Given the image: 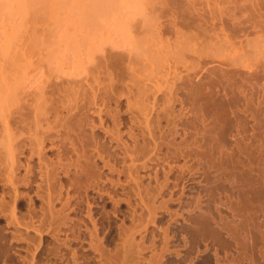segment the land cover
I'll return each mask as SVG.
<instances>
[{"label":"rangeland","instance_id":"rangeland-1","mask_svg":"<svg viewBox=\"0 0 264 264\" xmlns=\"http://www.w3.org/2000/svg\"><path fill=\"white\" fill-rule=\"evenodd\" d=\"M255 1L0 0V264H264Z\"/></svg>","mask_w":264,"mask_h":264},{"label":"bare ground","instance_id":"bare-ground-1","mask_svg":"<svg viewBox=\"0 0 264 264\" xmlns=\"http://www.w3.org/2000/svg\"><path fill=\"white\" fill-rule=\"evenodd\" d=\"M104 1H105V0H104ZM255 2H256L255 0H248V6H249V5H250L249 7L254 6L253 4H255ZM103 3H104V2H103ZM105 3H108V2L106 1ZM112 3H113V1H112ZM114 3L116 4V2H114ZM114 3H113V4H114ZM226 3H229V1H226ZM117 5H118V4H117ZM113 6H114V5H113ZM97 7H98V6H97ZM101 7H102V6H101ZM108 7H109V6H108ZM249 7H248V8H249ZM101 9H102V8H101ZM101 9H100V10H101ZM104 9H105V8H104ZM104 9H103V10H104ZM227 9H228V8H227ZM248 10H249V9H248ZM92 13H93V12H92ZM98 13H99V12H98ZM92 15H93V14H92ZM94 16H95V15H94ZM94 18H95V17H94ZM94 18H93V19H94ZM222 27H224V26L222 25ZM259 27H260V29L263 28V26H261V25H260ZM254 28H256V26H255ZM223 30H224V29H223ZM258 36H259V35H258ZM260 36H261V35H260ZM210 38H211V37H210ZM216 38H217V37H216ZM219 38H220V37H219ZM214 39H215V38H214ZM218 44H219V43H218ZM222 50H223V49H222ZM220 53H221V52H220ZM221 54H222V53H221ZM12 84H13V83H12ZM12 84H9V83H8V85H10V86H11ZM4 86H5V84H4ZM12 87H13V85H12ZM1 89H2V88H1ZM4 89H5V87H4ZM11 89H12V88H11ZM14 90H16V89H14ZM14 90H13V91H14ZM5 93H6V92H5ZM11 93H12V92H11ZM14 93H15V91L13 92V94L11 95V97H10L9 95H8V96L10 97V99H12V97H13L14 100H16L15 97H14V96H16V95H15ZM13 95H14V96H13ZM17 95H18V94H17ZM7 98H8V97H7ZM16 98H17V96H16ZM5 99H6V98H5ZM10 99H9V100H10ZM6 100H8V99H6ZM6 100H5V101H6ZM14 100H12V101H14ZM10 101H11V100H10ZM7 102H8V101H7ZM13 103H14V102H13ZM10 104H11V103H10ZM10 104H9V105H10ZM41 108H43V105L41 106ZM41 108H40V110L43 111V109H41ZM5 109H6V108H5ZM44 109H45V108H44ZM3 110H4V109H3ZM3 110H1V111H3ZM8 111H9V110H8ZM3 112H4V111H3ZM40 113H41V112H40ZM8 114H9V112H8ZM1 115H2V114H1ZM1 115H0V116H1ZM6 115H7V114H6ZM4 119H5V118H4ZM6 129H8V126H7V125H6ZM6 131H8V130H6ZM9 133H10V132H9ZM7 134H8V132H7ZM10 134H11V133H10ZM12 137H15V138H16V136H12ZM7 140H8V139H7ZM10 141H13V139L10 140ZM11 143H12V142H11ZM10 145L12 146V144H10ZM38 145H39V144H38ZM40 145H41V144H40ZM9 147H10V146H9ZM12 147H13V146H12ZM12 147L10 148V154H9L10 158H9V159H11V162H12V164H13V162H14V158H15V152H14V149H13ZM6 149H7V148H6ZM40 149H41V148H40Z\"/></svg>","mask_w":264,"mask_h":264}]
</instances>
